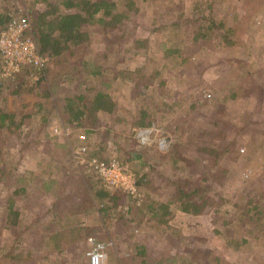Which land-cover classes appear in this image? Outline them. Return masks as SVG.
<instances>
[{"label": "rangeland", "instance_id": "374dc122", "mask_svg": "<svg viewBox=\"0 0 264 264\" xmlns=\"http://www.w3.org/2000/svg\"><path fill=\"white\" fill-rule=\"evenodd\" d=\"M49 1L0 0V13L31 19ZM133 1L125 35L83 26L88 41L50 59L29 92L15 98L0 79V109L31 115L19 130L0 128V170L10 173L0 179V264H83L89 238L112 244L106 256L120 246L119 264H264V0ZM251 4L260 8L244 19ZM229 28L236 49L219 42ZM98 92L113 114L72 120L66 100L78 108L76 96ZM141 111L168 151L139 147ZM81 134L90 156L130 166L139 198L98 199L103 189L73 159ZM183 182L213 208L192 216L170 205L162 224L156 208Z\"/></svg>", "mask_w": 264, "mask_h": 264}, {"label": "trees", "instance_id": "16d2710c", "mask_svg": "<svg viewBox=\"0 0 264 264\" xmlns=\"http://www.w3.org/2000/svg\"><path fill=\"white\" fill-rule=\"evenodd\" d=\"M124 4L122 8H119V3L115 0H56L49 1L46 4V9L37 13L31 17L32 27L35 37L38 41V47L40 53L47 57L49 60L54 57H60L64 54L72 52L74 49L88 41V33L82 31L83 26H98L103 34L109 35L112 32H121L125 35L127 30V21L130 20V14H135V3L133 0H123ZM60 6L63 9H60ZM260 8L258 5H253L246 9L244 19H250L255 14V11ZM70 9H74V12L68 13ZM132 12V13H130ZM11 12L0 13V25L5 26L8 20L13 17ZM221 26L219 24L213 26V24L207 25V31L220 32ZM230 28L223 29L221 31V39L219 42H225L227 48L236 49L238 46L232 39L229 40ZM203 29L198 27L196 29V37H203L205 33H202ZM200 33L202 35H200ZM147 41L138 43V48L146 45ZM145 47V46H144ZM185 59V58H184ZM132 75V74H130ZM28 71H24L17 80L8 85L7 89L10 95L18 98L23 92H29L26 90L28 86ZM78 103L81 106L76 108L77 104L73 100H66V110L69 112V116L72 120L79 122L81 119L92 117L98 112H103L106 115H112L115 109V104L105 93H96L92 100H87L84 96H76ZM85 101V103H83ZM71 109V110H70ZM31 115L18 117L13 113H9L0 109V128L7 130L15 129L19 130L23 121L30 118ZM153 117L148 112L141 111L138 119L134 122L135 127H149ZM19 119V120H18ZM90 134L91 131H86ZM22 147H26L23 143ZM91 158H95L94 155H89ZM133 157H140L138 153H134ZM132 158V157H131ZM120 160V159H119ZM4 170V171H3ZM4 172V173H3ZM9 174L8 170H0V179L3 180V174ZM139 188V181H138ZM174 193L173 199L168 203H161L156 208V213H161L159 220L164 216L162 224H167L168 216L172 215L170 212L172 209L170 205H173L175 209L181 213L200 216L205 214V209L213 206L209 204V199L205 196L202 187L192 186L189 183H175L173 185ZM121 192H110L106 190L97 191L98 199L101 202L109 203L116 202L121 199ZM12 209L11 206H9ZM108 207H105V209ZM10 212V211H9ZM171 213V214H170ZM6 255H9L7 253ZM21 254H18V259H21ZM144 264V263H143Z\"/></svg>", "mask_w": 264, "mask_h": 264}, {"label": "built area", "instance_id": "2783aa9c", "mask_svg": "<svg viewBox=\"0 0 264 264\" xmlns=\"http://www.w3.org/2000/svg\"><path fill=\"white\" fill-rule=\"evenodd\" d=\"M49 59L43 56L34 35L32 22L27 14L11 17L5 26L0 25V79L13 83L25 71L29 80L41 79L45 75ZM135 141L143 149L155 148L168 151L171 141L155 126L140 128L134 132ZM79 145L72 150L75 163L96 182L110 192H122L134 199L138 195V178L130 166L116 158L99 159L89 157L86 136H78ZM86 252L88 264H106V250L112 244L88 239Z\"/></svg>", "mask_w": 264, "mask_h": 264}, {"label": "crops", "instance_id": "0c3cea01", "mask_svg": "<svg viewBox=\"0 0 264 264\" xmlns=\"http://www.w3.org/2000/svg\"><path fill=\"white\" fill-rule=\"evenodd\" d=\"M95 182V181H94ZM88 208H90V206L89 207H87V208H85V210L86 209H88ZM84 210V211H85ZM83 214H84V212H83ZM136 222H140V220L139 221H136ZM101 229V228H100ZM121 243V246H125V244L126 243H122V241L120 242ZM135 247L137 246V243L134 245ZM143 246V245H142ZM114 249V248H113ZM58 253V252H57ZM121 253V247L120 246H117L114 250H109L108 251V254H107V263L106 264H119V259H121V258H119V257H122V256H124V255H119ZM84 255H85V253H84ZM139 256H141V255H139ZM85 258V259H84ZM83 259V264H88V260H87V257H84ZM69 264H71V263H69Z\"/></svg>", "mask_w": 264, "mask_h": 264}]
</instances>
